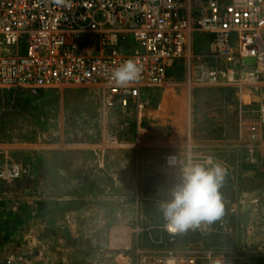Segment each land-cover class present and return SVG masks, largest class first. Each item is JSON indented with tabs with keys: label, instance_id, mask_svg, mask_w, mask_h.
I'll return each mask as SVG.
<instances>
[{
	"label": "rangeland",
	"instance_id": "obj_1",
	"mask_svg": "<svg viewBox=\"0 0 264 264\" xmlns=\"http://www.w3.org/2000/svg\"><path fill=\"white\" fill-rule=\"evenodd\" d=\"M192 50L125 105L91 87L0 91V264H264V84L197 86ZM189 157L218 164L232 200L170 233L158 205Z\"/></svg>",
	"mask_w": 264,
	"mask_h": 264
},
{
	"label": "built area",
	"instance_id": "obj_2",
	"mask_svg": "<svg viewBox=\"0 0 264 264\" xmlns=\"http://www.w3.org/2000/svg\"><path fill=\"white\" fill-rule=\"evenodd\" d=\"M195 43V85L264 84V0H0V91L91 87L125 105L188 63ZM129 58L141 78L117 88L110 72ZM161 166L174 170L178 158Z\"/></svg>",
	"mask_w": 264,
	"mask_h": 264
},
{
	"label": "clouds",
	"instance_id": "obj_3",
	"mask_svg": "<svg viewBox=\"0 0 264 264\" xmlns=\"http://www.w3.org/2000/svg\"><path fill=\"white\" fill-rule=\"evenodd\" d=\"M143 66L129 58L110 72V82L126 89L137 83ZM225 177L224 170L208 159L203 164L189 157L182 168L180 182L172 189L171 199L159 203L165 227L183 232L201 222L212 223L223 212L219 188Z\"/></svg>",
	"mask_w": 264,
	"mask_h": 264
},
{
	"label": "trees",
	"instance_id": "obj_4",
	"mask_svg": "<svg viewBox=\"0 0 264 264\" xmlns=\"http://www.w3.org/2000/svg\"><path fill=\"white\" fill-rule=\"evenodd\" d=\"M229 90V89H228ZM177 184L176 183H173V182H170L168 184V189L169 191H172V189L176 186ZM219 191V190H218ZM219 195H220V192H219ZM220 197H223L225 199H229V200H232L230 197L228 198V196L226 195H223V196H220ZM171 199V193L168 194V200Z\"/></svg>",
	"mask_w": 264,
	"mask_h": 264
},
{
	"label": "bare ground",
	"instance_id": "obj_5",
	"mask_svg": "<svg viewBox=\"0 0 264 264\" xmlns=\"http://www.w3.org/2000/svg\"><path fill=\"white\" fill-rule=\"evenodd\" d=\"M239 97H240V99L243 101V102H245V103H247L248 102V100H247V96H243L242 94L241 95H239ZM249 99V98H248Z\"/></svg>",
	"mask_w": 264,
	"mask_h": 264
}]
</instances>
